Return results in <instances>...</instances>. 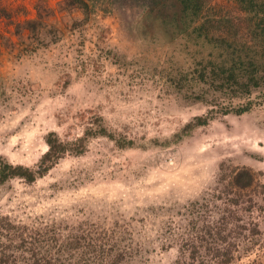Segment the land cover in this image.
Instances as JSON below:
<instances>
[{
    "label": "rangeland",
    "instance_id": "1",
    "mask_svg": "<svg viewBox=\"0 0 264 264\" xmlns=\"http://www.w3.org/2000/svg\"><path fill=\"white\" fill-rule=\"evenodd\" d=\"M203 1L205 31L251 24L235 0ZM145 2L86 14L71 0H0V159L36 171L50 132L68 146L35 181L0 185V257L216 264L229 250L228 264H264V102L194 126L227 99L187 98L174 78L213 49L156 36L139 23ZM29 18L35 33L17 26Z\"/></svg>",
    "mask_w": 264,
    "mask_h": 264
},
{
    "label": "trees",
    "instance_id": "2",
    "mask_svg": "<svg viewBox=\"0 0 264 264\" xmlns=\"http://www.w3.org/2000/svg\"><path fill=\"white\" fill-rule=\"evenodd\" d=\"M102 0H71L86 14L96 11ZM113 2L117 0H112ZM245 13L252 16L251 24L243 32L229 35L222 30H204L206 26L205 3L203 0H147L142 6L140 24L147 25L156 36L177 40L183 35L203 38L205 45L213 51L196 60L188 67L176 70L174 78L178 89L186 91L185 97L202 102L211 101L208 95L218 94L227 99L226 102L213 100L209 114L204 118L197 117L195 125H205L216 114H242L251 110L257 103L264 102V0H235ZM42 24L36 18L18 23L31 33H35ZM171 76V73L169 74ZM259 91V100H253L251 94ZM222 98V99H224ZM247 99L244 103L235 100ZM188 128L191 125L187 126ZM105 134V133H102ZM108 135V134H105ZM111 136V135H110ZM79 138L78 140H80ZM48 150L41 157L38 170L32 171L23 165H14L0 159V185L12 177L20 176L33 182L36 176L47 173L68 146L61 141L55 132L46 138ZM120 143V142H119ZM122 145V144H119ZM235 185L245 188L252 184L253 176L246 170H237L234 174ZM5 226L10 228V225ZM3 225L0 224V228ZM229 251V250H226ZM223 251L216 264H228L232 255ZM42 259V258H41ZM24 261V260H23ZM51 260L42 259L41 264H49ZM23 264L12 255H2L0 264ZM38 259L32 264H38Z\"/></svg>",
    "mask_w": 264,
    "mask_h": 264
}]
</instances>
